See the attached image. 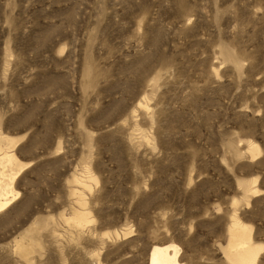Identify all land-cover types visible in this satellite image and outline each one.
<instances>
[{
    "label": "rangeland",
    "instance_id": "374dc122",
    "mask_svg": "<svg viewBox=\"0 0 264 264\" xmlns=\"http://www.w3.org/2000/svg\"><path fill=\"white\" fill-rule=\"evenodd\" d=\"M4 186L0 264H264V0H0Z\"/></svg>",
    "mask_w": 264,
    "mask_h": 264
},
{
    "label": "bare ground",
    "instance_id": "6f19581e",
    "mask_svg": "<svg viewBox=\"0 0 264 264\" xmlns=\"http://www.w3.org/2000/svg\"><path fill=\"white\" fill-rule=\"evenodd\" d=\"M10 192L11 190L7 186L0 188V206H6ZM73 214L78 216L80 212L75 211ZM242 228L237 223H234L230 231V240L226 253L231 264H253L255 251L242 238ZM176 257L177 249L173 245L153 246L149 251L147 264H177Z\"/></svg>",
    "mask_w": 264,
    "mask_h": 264
}]
</instances>
